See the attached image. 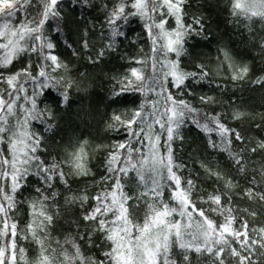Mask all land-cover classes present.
Listing matches in <instances>:
<instances>
[{"label": "snow or ice", "instance_id": "snow-or-ice-1", "mask_svg": "<svg viewBox=\"0 0 264 264\" xmlns=\"http://www.w3.org/2000/svg\"><path fill=\"white\" fill-rule=\"evenodd\" d=\"M228 4L230 16L249 32L256 23L264 26V0H228ZM190 7L189 0H0V145H6V149L0 148V264H18L17 253L21 264H193L192 253L197 264H260L264 225L250 228L241 213L253 218L257 213L240 209L233 203L232 193L243 181L246 186L237 194L264 203V159L255 163V154L264 153V139L250 146L251 141L229 126L224 113L198 108L185 98L194 97V89L210 76L203 63L196 64V70H188L182 63L191 39H207L204 17L190 12ZM96 9L104 13L98 47L88 35L96 25L79 27V21L87 20ZM134 18L142 22L149 49L144 52L141 48V55L121 57L134 66L112 78L108 99L111 105H119L126 93H140L146 99L130 115L114 108L105 122L107 131L123 138L94 147L87 140L76 141L62 156L51 159L38 154L46 150L44 137L32 127V121L45 124V132H54L55 125L47 123L54 120L52 106L67 105L73 88L87 91L82 82L65 75L70 67L55 54L58 44L71 49L74 56L87 52L88 62L96 65L117 51L126 38L124 25ZM73 24L80 37L75 42L71 40ZM260 47L264 49V37ZM220 52L217 59L227 64L231 79H244L249 68L234 66L226 49ZM25 58L24 66L16 69L15 62ZM253 82L264 84V77ZM149 94L156 99H147ZM39 97H44L40 100L43 108L37 104ZM198 99L201 105L219 103L207 94ZM244 115L237 110L231 119L240 120ZM187 124L205 134L211 154L227 157V171L207 159L200 161L209 178L223 182L205 195L186 172L188 166L174 155L173 142L183 140L180 129ZM90 151L106 153L105 173L94 195L86 189L73 190L70 183V178L93 174ZM129 172L135 173L137 187L143 191L124 190L122 178ZM166 189L170 193L167 199ZM89 200L93 203L86 208ZM141 201L142 216L137 214ZM197 202L208 207L198 208ZM25 203L28 220L21 225L15 215L18 205ZM74 206L79 207L80 215L69 223L77 231L63 241L55 240L53 247L55 222L66 218ZM96 234L104 241L102 248L93 243ZM18 240L37 246L34 260L27 259ZM80 241H87L89 249L101 248L99 255L86 252Z\"/></svg>", "mask_w": 264, "mask_h": 264}, {"label": "trees", "instance_id": "trees-1", "mask_svg": "<svg viewBox=\"0 0 264 264\" xmlns=\"http://www.w3.org/2000/svg\"><path fill=\"white\" fill-rule=\"evenodd\" d=\"M97 3H103L105 0H96ZM191 5L190 12L204 17L206 25L207 39L195 37L189 41L188 55L182 58V63L188 70H196L195 66L198 63H203L210 73V76L205 81L194 89L195 96L185 97L198 108L213 109L216 112L224 113L227 123L231 127L237 128L247 140L251 141L250 146L260 140L264 139V84H256L253 81L260 77H264V49L260 47L261 37H264V26L259 23L254 24L251 32L243 26L238 24L229 14L228 0H189ZM66 12L69 9H65ZM103 10L96 9L91 12L87 20H80L79 27L90 28L92 24L96 27L89 32V39L96 47L99 46L97 37L103 25ZM75 19V17H72ZM174 24L173 21H169ZM71 40L73 42L79 40L77 33V25L70 26ZM123 30L126 33V38L119 43L117 51L110 53L100 63L93 65L88 62L87 52L81 56H74L72 50L65 47L64 44H58L55 49V54L59 55L62 60L69 64L70 72L66 76L82 82V87H86L87 91H77L75 88L69 92V103L64 106H52L54 113V120L47 123L55 125L54 132H45V124L39 121H32V127L40 132L44 137L45 152L38 153L45 158L51 159V156H62L64 150L70 144L87 140L89 145L94 147L96 144L113 143L115 139H122L114 132L107 131L105 122L109 114L114 108H119L121 111H128L135 109L146 97L140 93H126L120 97L119 105H111L108 97L111 94L113 86V77H119L126 74L127 69L132 65L127 59H121L122 56L131 57L141 55L140 49L144 52L149 49V42L144 33L142 22L138 19H133V22L124 25ZM107 34V28L104 27ZM64 36H61V40ZM135 41V42H133ZM75 48H79L78 44L74 43ZM226 49L232 58L235 65L249 68L248 74L244 79L232 80L231 72L227 64H221L217 59L221 55L220 50ZM95 48L91 50V54L95 56ZM27 58L15 62V68H22ZM32 64L35 66L36 58L32 57ZM83 73V75H81ZM219 85V86H218ZM31 91V88H29ZM211 95L219 103L214 105H201L198 97L200 95ZM37 99L39 107H45L40 104ZM147 99L155 100L156 97L149 94ZM51 97L48 98L50 103ZM23 103V101H21ZM163 100L161 98V104ZM150 110V107L148 108ZM241 111L245 115L240 120H232L231 115L234 111ZM257 125H260L258 128ZM158 129V126H157ZM183 140H175L173 142L174 155L178 161L185 163L188 167L186 172L192 174L197 188L201 195L212 192L216 187H222V181H215L209 178L204 170L200 167V161L207 159L211 163L216 164L224 171L228 170L227 157L219 153L211 154L210 149H206L205 134L192 124H187L180 129ZM164 137L161 139L163 144ZM136 146V145H134ZM0 148H5L6 145H0ZM105 155L104 152H91L89 167L92 170V175L80 178H70V183L73 190L86 189L90 195H94L99 191L100 177L105 173ZM264 159V153L255 154V163L258 165ZM35 183V178H31ZM109 184L111 181L108 182ZM126 192L143 191V188H138L136 183V176L134 172H129L128 176L122 178ZM105 187L107 184L104 185ZM241 181L240 188H237L232 193L233 203L239 206L240 209L248 208L249 211H255L256 217L245 215L249 221V227L256 225H264V203L259 201H249L246 197L238 195L243 187ZM60 191L63 187L60 186ZM29 195V193H25ZM34 195V194H32ZM170 193L165 190V199L169 197ZM195 198V197H194ZM63 204V200H60ZM92 201L85 205L86 208L91 207ZM196 206L207 208L208 206L202 202H197ZM144 209V201H141L137 214L142 216ZM80 209L74 206L71 213L65 218H60L55 222L51 231V238L53 240V247H56L54 241L59 239L63 241L65 236L74 235L77 229L74 225H70V220L79 218ZM29 209L28 205H18V210L15 215L21 225L28 220ZM219 223L221 217L214 216ZM83 223H81L80 231H83ZM94 245L104 246V241L99 234L92 237ZM85 251H91L95 255H99L101 248H88L87 241H80ZM18 244L26 249V257L29 261L35 259L37 254V246L28 241H19ZM193 264H197V257L192 253ZM18 264L19 253H17ZM204 258L202 257L201 260ZM260 264H264V258H259Z\"/></svg>", "mask_w": 264, "mask_h": 264}]
</instances>
